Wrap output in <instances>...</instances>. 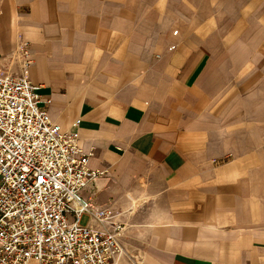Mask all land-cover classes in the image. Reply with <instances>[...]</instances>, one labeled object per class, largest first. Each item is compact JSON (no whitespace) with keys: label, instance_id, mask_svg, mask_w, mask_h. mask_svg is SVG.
Instances as JSON below:
<instances>
[{"label":"crops","instance_id":"crops-1","mask_svg":"<svg viewBox=\"0 0 264 264\" xmlns=\"http://www.w3.org/2000/svg\"><path fill=\"white\" fill-rule=\"evenodd\" d=\"M185 9L0 0V73L21 75L26 43L40 106L105 172L82 196L123 225L116 264H264V87L247 95L246 80L264 82V14L247 31L242 11L220 27L224 14ZM250 34L263 40L248 56Z\"/></svg>","mask_w":264,"mask_h":264},{"label":"built area","instance_id":"built-area-1","mask_svg":"<svg viewBox=\"0 0 264 264\" xmlns=\"http://www.w3.org/2000/svg\"><path fill=\"white\" fill-rule=\"evenodd\" d=\"M13 59L21 75L0 73V264H116L123 225L82 196L105 172L40 106L26 43Z\"/></svg>","mask_w":264,"mask_h":264},{"label":"rangeland","instance_id":"rangeland-1","mask_svg":"<svg viewBox=\"0 0 264 264\" xmlns=\"http://www.w3.org/2000/svg\"><path fill=\"white\" fill-rule=\"evenodd\" d=\"M245 3V5H244ZM183 6H185L188 11L185 9L182 11V13H186L189 11H198L199 15L200 13H206V12H217L218 14L221 13L224 14V18L221 19L219 24L222 26L231 25L232 27H237L238 25V19L237 14H240L242 11L245 13L247 16L246 21H245V26L247 31H251L253 28L256 29L257 26L260 25V17L262 14H264V0H183ZM243 6V10H241ZM177 12L179 11L178 6L174 5H168V12ZM257 17V18H256ZM256 18V19H254ZM179 19H168L167 23L169 25H173L175 27L176 23L180 22L178 21ZM264 20V18H263ZM196 21V20H194ZM192 21V22H194ZM189 20H183V25L184 27L189 26L188 24ZM198 21H196L197 23ZM244 23V22H243ZM253 31V30H252ZM238 36V35H237ZM236 36V38H237ZM260 37H254V35L250 34L244 37L245 43L247 44V51H250L251 49L253 50L252 52H247L248 56L249 54H254L256 49L255 45L262 44V40ZM260 40V41H259ZM259 42V43H258ZM264 45V44H263ZM261 52L259 51L258 54H256L255 59L257 60L258 64L260 65V68H264V56H259ZM253 64V62H252ZM255 64V63H254ZM255 68H248L247 70V88L248 92L247 95H252L250 94L253 89L256 88V85L258 88H263L264 87V82L260 83L258 80V83H255ZM257 78L263 79L264 80V75H258ZM253 81L249 83L250 81ZM81 224L86 223V217L83 216L81 219Z\"/></svg>","mask_w":264,"mask_h":264}]
</instances>
